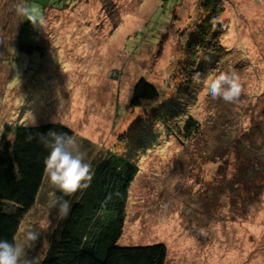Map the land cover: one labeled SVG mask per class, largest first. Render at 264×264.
Returning a JSON list of instances; mask_svg holds the SVG:
<instances>
[{"label": "rangeland", "instance_id": "374dc122", "mask_svg": "<svg viewBox=\"0 0 264 264\" xmlns=\"http://www.w3.org/2000/svg\"><path fill=\"white\" fill-rule=\"evenodd\" d=\"M221 1L223 53L210 75L235 73L240 94L224 102L203 84L186 115L203 130L180 141L155 117L184 86L201 0H0V137L56 122L90 164L108 150L125 156L138 172L117 244L163 242L165 264H264V0ZM140 77L159 91L152 108L129 106ZM245 185L261 195L242 199ZM55 190L45 173L15 237L33 264L59 220Z\"/></svg>", "mask_w": 264, "mask_h": 264}, {"label": "trees", "instance_id": "16d2710c", "mask_svg": "<svg viewBox=\"0 0 264 264\" xmlns=\"http://www.w3.org/2000/svg\"><path fill=\"white\" fill-rule=\"evenodd\" d=\"M200 7L206 17L187 46L184 86L168 102L170 106L155 117L180 141L197 140L203 130L198 120L186 116L187 110L195 105L203 81L211 73L210 64L223 53L219 41L222 27L218 21L224 12L223 2L201 0ZM159 97L155 85L140 77L133 86L129 106L149 109ZM49 129L73 134L61 123L46 122L16 126L10 131L11 139L5 134L0 137V239L15 241L21 219L36 202L45 174L43 158L47 154L39 142V134ZM90 165V174L82 181L83 188L71 194L54 191V198L63 196L70 201L69 212L53 228L39 264H165L163 242L117 244L123 229L128 189L138 167L111 150ZM240 175L241 171L234 168L231 185H238ZM261 187L256 186L253 193L245 185L242 199H249L247 193L258 198ZM242 208L245 209L244 205ZM50 209L55 213L54 208Z\"/></svg>", "mask_w": 264, "mask_h": 264}, {"label": "clouds", "instance_id": "9594fccd", "mask_svg": "<svg viewBox=\"0 0 264 264\" xmlns=\"http://www.w3.org/2000/svg\"><path fill=\"white\" fill-rule=\"evenodd\" d=\"M19 11L27 15L30 22L38 19L23 7ZM203 84L205 93L228 103L233 102L241 90L235 73L209 75ZM39 142L47 150L43 163L49 184L63 194H71L83 188L82 181L90 174L91 165L86 161L85 153L77 141L66 133L49 129L46 133L39 134ZM49 206L62 219L69 212L70 201L61 196L52 199ZM0 264H33V261L24 255L22 244L0 239Z\"/></svg>", "mask_w": 264, "mask_h": 264}]
</instances>
